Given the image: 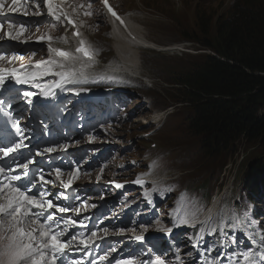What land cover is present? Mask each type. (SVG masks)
<instances>
[{
    "label": "rangeland",
    "instance_id": "rangeland-1",
    "mask_svg": "<svg viewBox=\"0 0 264 264\" xmlns=\"http://www.w3.org/2000/svg\"><path fill=\"white\" fill-rule=\"evenodd\" d=\"M113 1L121 10H129L128 16H131L133 21L140 26V33L143 37L161 46L187 42L190 53L182 52L177 55L164 54L152 49H138L140 76L148 80L145 81L142 78L146 85L136 84V91L133 92L131 103L128 104L126 110L134 109L135 113H139L137 115H142L147 111L156 113L165 107L173 110L159 122L158 126H151L148 131H141L136 119L116 122L101 130L93 141V144L97 145L96 148H90L86 152L87 160L92 161L94 152L102 149L105 144L118 148V144L124 146L131 143V150L127 154L124 152L109 153L102 165L93 167V172L88 174L85 180L104 183L107 179L127 177L135 172H158L161 174L160 178L163 179L162 184L170 187L175 193L183 188L189 189L190 198L193 200L192 214L197 210L198 201L207 198L212 191L217 194L216 197H223V206L231 185L233 186L230 197L242 198L240 186H242L241 181L246 177L247 163L261 160L264 165V155H262L264 148L257 142L239 138L234 146L231 142V145L226 147L225 153H206L201 158L200 138L187 127L188 121L185 116L190 110L183 102L186 94L181 86L173 83L175 76L198 64L207 51L199 45L206 37L204 30L208 24H201L203 22L201 18L206 22H211L216 15L221 13L225 15L232 0ZM89 3H91L92 15H87L78 21L97 43L103 45L105 51L102 56L105 59L109 57L116 59L110 29L103 19L99 1H86L84 12L89 10L87 9ZM141 3L146 8H142ZM144 9L151 11L150 17L145 14ZM174 9L177 11L173 12ZM182 9H187V12L180 14L179 11ZM54 29L62 33L66 31V27L62 24ZM176 124L179 125L175 126ZM147 132L152 133L148 137H143ZM120 139H124L125 142L120 143ZM125 156L131 157L129 161H133L135 165H129L130 169L127 170L116 169L129 162L125 160ZM241 156L243 158L239 164ZM224 164L226 167H223ZM88 189L90 194H99L95 193L92 186H88ZM224 189L225 192H223ZM243 201L248 205H243L241 203ZM239 204L245 207L254 206L249 205L250 201L245 198L240 199ZM255 215L262 218L257 209ZM0 221L4 220L0 218ZM6 228L7 224L4 221L0 232ZM225 246L224 243L223 247ZM226 252L227 250L223 251V253ZM220 253H222V248L218 250L217 255ZM220 263L226 264L223 260H220Z\"/></svg>",
    "mask_w": 264,
    "mask_h": 264
},
{
    "label": "snow or ice",
    "instance_id": "snow-or-ice-1",
    "mask_svg": "<svg viewBox=\"0 0 264 264\" xmlns=\"http://www.w3.org/2000/svg\"><path fill=\"white\" fill-rule=\"evenodd\" d=\"M105 7L108 11L114 16L120 23H124V21L119 17V15L113 10V8L108 4V0H102ZM43 3L46 7L47 14L52 16L56 21H59L62 17L68 20V23L74 24V21L70 18L69 14L63 10L60 3L57 0H43ZM37 11L33 13V15L40 16L43 15L39 11L40 5L38 3L34 4ZM24 5L20 3V0H12V4L7 8L4 6V0H0V15L5 14L6 12H17L24 9ZM79 7L83 8L84 5H79ZM87 11L84 12L85 15H92L91 3L87 5ZM25 14H28L25 11ZM55 25H53L54 27ZM3 25L0 24V28ZM9 29H12L14 25L9 23ZM25 28L23 25L19 26V31L15 36H12L11 31H9L6 35L11 39H19L20 36L24 33ZM74 35L80 36L79 31L75 32ZM38 40L49 41L48 51L50 54L55 53L56 55L62 57L64 60L68 59H76L75 56L71 52L63 51L59 48H54L51 45V40L53 39L50 35H42L37 37ZM65 42H66V38ZM26 42V41H25ZM95 49L91 47V45L86 46V42L81 38L79 40V47L76 48L77 53H83V56L87 57L89 60H92L95 55ZM34 56L35 53H32ZM19 57L14 55L13 57H7L3 52H0V60H9L11 62L12 59H18ZM57 65V61L53 59L50 55L48 60L38 61L35 65H24L21 64L19 68H4L0 67V86H2L5 81L11 77L17 83H33L37 77H42L52 73L53 66ZM59 67L63 68L64 64L60 63ZM29 68H34V71H29ZM7 74V75H6ZM54 75L59 76L60 80L56 81L53 85H46V87H61L63 83H69L73 79H75L76 74L73 72H55ZM37 87H40L39 84H36ZM50 92H45L44 95H50ZM26 96L32 95V93H25ZM0 104H3V101H0ZM91 139V137L89 138ZM26 147L23 143V139L21 138L20 143H16L12 147H6L3 149L4 157H8L11 153L15 152L17 149ZM47 152L54 151L53 148L45 149ZM39 155V153H37ZM32 163L29 161L28 163L19 165L25 171L23 172V176H27L28 172V164ZM4 169L0 168V173H3ZM57 177L60 176V169H56ZM75 178V174H73V179ZM6 179H10L11 181H20L22 177L20 175H12L6 176ZM99 179V177H98ZM41 180H43V176H41ZM47 183H52V181H47ZM134 183L142 185L144 181L141 178H137ZM61 184L64 188L70 187L72 184V179H69L67 183L61 181ZM121 184H116V187H122ZM21 187H24L25 190L22 191ZM21 187H17L14 184H4L3 187H0V193L7 191V195L3 197L4 202L0 203V214L8 217L9 220L7 222L6 230L0 232V264H57V259L66 255L67 252L72 251V245L77 242V236L73 235L68 239L62 240L61 237L65 236L64 231H53V225L59 229L60 223H63L65 227L69 225H76V221L71 219V217L64 219L61 217L59 220L56 219V211H52L53 209L57 210L60 213L68 212L69 209L66 207H60L58 205H54L51 199H45L48 195L46 192L39 193V199L34 195H28L29 189H27L26 185H21ZM147 196L148 193H145ZM35 209L36 211H33ZM78 211V210H77ZM36 217L37 220L43 218V222L39 224L38 228H33L31 231L25 230L22 226L26 219L30 217ZM211 220V216L208 218ZM81 225L83 222H80ZM180 223L187 224L188 220L184 218H180ZM256 224V221H250L249 227H252ZM4 221H0V229H3ZM231 225H224L223 218H221L220 225L217 228L206 229L205 227L200 228V233L196 235L193 239L198 244L202 239L200 234L205 233L206 231L209 234L219 232L221 234L226 235L224 232L225 227H229ZM161 231L170 233L172 229L161 227ZM104 234L107 236L108 230L104 229ZM123 229H121V233H123ZM143 231H147L145 228ZM134 233V230H133ZM81 237L84 235L83 233L79 234ZM135 235V233H134ZM257 235L259 239H257ZM95 238H97V233L93 231L91 236L88 239H81L79 243L87 247L88 245L94 243ZM135 239L138 241H142L144 239L143 234L135 235ZM250 247L242 253L237 255V264H240V258H242L243 264H264V230H260L257 234L251 235L248 237ZM233 243H235V239L233 238ZM114 250V249H113ZM259 250V251H258ZM208 251H212L209 249ZM50 254V255H49ZM224 253H220L217 259H220L224 256ZM201 264H209L208 261L205 260L204 253H200ZM100 260H107V254L99 257ZM176 261L179 264H184V261L181 259L179 255H176ZM63 264V261H61ZM68 264H82V261H69ZM95 264V261H93ZM116 264H137V261L133 257H129L124 260H118ZM143 264H166V261L161 256H155V258L151 261H144Z\"/></svg>",
    "mask_w": 264,
    "mask_h": 264
},
{
    "label": "trees",
    "instance_id": "trees-1",
    "mask_svg": "<svg viewBox=\"0 0 264 264\" xmlns=\"http://www.w3.org/2000/svg\"><path fill=\"white\" fill-rule=\"evenodd\" d=\"M217 33L205 28V55L179 81L195 111L192 123L207 151H226L245 137L264 148V2L236 0ZM261 160L250 164L251 179L264 175Z\"/></svg>",
    "mask_w": 264,
    "mask_h": 264
},
{
    "label": "bare ground",
    "instance_id": "bare-ground-1",
    "mask_svg": "<svg viewBox=\"0 0 264 264\" xmlns=\"http://www.w3.org/2000/svg\"><path fill=\"white\" fill-rule=\"evenodd\" d=\"M261 1L264 2V0H261ZM58 3L61 4L63 10L66 11L69 14L70 18L74 21V24H72V29L67 36V40L70 42L71 48L68 50H65V51L71 52L73 54V56L76 57V59L63 60V61L57 62V65H59L60 63H63L64 66H71V67H74L80 71L98 69L95 67L96 54L94 55V58L92 60H89L87 57L83 56V53H77L76 52V48L79 47V40L81 38L86 42V46L90 45V44L87 40L86 34L79 28L78 23L74 19L72 10L67 5L66 0H61ZM186 12H187V9H182L179 11L180 14H184ZM148 14H149V16L151 15L150 10H148ZM222 15H223V13L216 15L211 22H206L203 20V18H201V21H203L201 24L204 25V24L208 23L206 27L211 28L212 32L216 34L217 29L219 28V27H217V24L219 23L218 19ZM121 19L124 21L123 24L120 22H118V23L111 22V24H110L111 25V32L110 33L114 39L113 45H114V49H115V52H116L119 60L118 61H110V62L106 63L105 65H103V69L106 72H119L120 70H122V71L129 73L132 76L138 77V76H140V62H139V58H138V49L139 48H151V49L160 50V47H159L160 45H156L153 42H151L150 40L146 39L145 37H142V35L140 34V31H139V27L135 22H133V19H130L128 16H125L124 14L121 16ZM77 31H79L80 36L74 35V33ZM170 45H172V44H170ZM168 49H170V47H167V50ZM172 52H174V47H173ZM206 54L209 55L210 53L206 52ZM143 79L145 81L148 80V78H146V77H143ZM182 90L186 94L185 89L183 87H182ZM172 110L173 109L170 107H165L163 110L157 111L155 114H153V113H150V114L148 113L147 115L144 114L142 118L146 121H150V119L152 118V115L156 119L162 118L164 113L172 112ZM195 114H196L195 111L190 110L187 112V114L185 116L189 121L187 124V127L194 134H196V128H195L194 124L192 123V119L194 118ZM143 119L138 118V120H140V121H142ZM199 142H200V147H201V158H203V156L206 153H208L209 151L206 150V148L203 144V141L201 139L199 140ZM235 143H236V141L233 140L232 145L234 146ZM229 144L231 145V143H229ZM220 149L225 152V150L222 147ZM262 155H264V154H262ZM223 167H226V164H224ZM263 172H264V169L259 170L260 174ZM242 182H244L243 186L248 187V191L252 192V194L253 193H258L260 195L264 194V175L257 182H252L247 178H244L242 180ZM226 186H228V185H226ZM226 186H225V188H228ZM211 205L216 207L217 203L212 202ZM153 207H155V204L153 205ZM213 210H214V208L212 209V211ZM257 233L258 232H253L250 234V236L257 234ZM256 238L259 239V236L257 235ZM244 251H246V250H244L242 247H239V246L236 247V249L234 250V252H236L237 254L242 253ZM230 254H231L230 252H227V253H225V255L223 257H229ZM240 260L242 261V258H240Z\"/></svg>",
    "mask_w": 264,
    "mask_h": 264
}]
</instances>
